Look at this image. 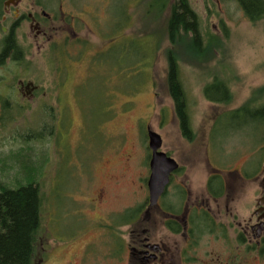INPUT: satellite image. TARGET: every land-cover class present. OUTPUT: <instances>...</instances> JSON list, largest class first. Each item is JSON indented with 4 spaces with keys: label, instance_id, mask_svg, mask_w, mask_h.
I'll return each mask as SVG.
<instances>
[{
    "label": "rangeland",
    "instance_id": "374dc122",
    "mask_svg": "<svg viewBox=\"0 0 264 264\" xmlns=\"http://www.w3.org/2000/svg\"><path fill=\"white\" fill-rule=\"evenodd\" d=\"M76 1L86 9L89 30L82 33L89 55L109 50L100 56L98 68L89 65L87 72L86 60L76 69L80 75L89 73V82L82 93L77 78L67 89L70 124L64 144L52 137L47 114L9 120L0 131V181L15 188L34 177L42 198L32 264L40 259L41 247L69 242L67 249L50 251L46 263L65 264L86 245H94L99 258L112 239L127 240L133 211L144 208L148 199V129L178 164L161 199L172 208L182 193L176 184L192 195L205 194L211 173L207 162L223 176L239 171L249 179L259 176L264 165V119L226 115L246 104L249 111L264 106V18L250 22L235 0H187L202 36L201 54L189 50L187 37L175 49L194 131V139L187 141L166 85L167 21L175 0ZM214 78L227 84L229 104L204 98L203 88ZM98 117L102 122L90 132L87 124ZM100 192L104 197L92 208L88 203ZM231 193L230 207L239 211L253 197L252 189L237 185ZM208 240L203 234L202 245Z\"/></svg>",
    "mask_w": 264,
    "mask_h": 264
},
{
    "label": "flooded vegetation",
    "instance_id": "af4514ba",
    "mask_svg": "<svg viewBox=\"0 0 264 264\" xmlns=\"http://www.w3.org/2000/svg\"><path fill=\"white\" fill-rule=\"evenodd\" d=\"M85 13L76 0H0V131L9 120L47 114L52 137L64 140L70 124L67 89L77 78L78 92L82 93L89 82V73L80 75L76 69L86 60L87 72L89 65L98 68L100 56L109 50L89 55V41L82 33L88 29ZM98 120L100 117L87 124L90 132L102 122ZM207 163L211 173L205 194L192 195L176 184L182 192L177 194L178 206L172 208L174 204L162 201L177 169L157 205L150 207L147 199L144 208L133 211L125 242L112 239L99 258L94 256L98 251L94 245H86L65 264H84L87 260L94 264H264V165L259 176L252 174L249 179L246 172L244 177L239 171L223 176L225 173ZM211 179L222 184L219 198L207 190ZM236 185L240 190H253L252 199L240 211L230 207L234 198H227L229 192L234 194L231 192ZM103 197L100 192L88 204L94 208ZM80 217H84L83 211ZM203 234L209 236L204 245ZM68 243L41 247L36 264H46L50 251L67 249ZM91 255L94 259H88Z\"/></svg>",
    "mask_w": 264,
    "mask_h": 264
},
{
    "label": "trees",
    "instance_id": "16d2710c",
    "mask_svg": "<svg viewBox=\"0 0 264 264\" xmlns=\"http://www.w3.org/2000/svg\"><path fill=\"white\" fill-rule=\"evenodd\" d=\"M235 1L250 22L254 23L264 18V0ZM167 34L171 45L166 52L167 90L179 132L185 140L192 141L194 131L175 52L181 42H186L183 39L186 37L189 38L186 43L189 50L195 54L202 52L199 21L187 0H175L171 5ZM213 81L204 86V98L214 104H229L232 97L227 84L218 78H214ZM250 107L246 104L227 112L226 115L238 118L248 114L255 119H264V106L249 111ZM34 181V177H31L15 188L0 181V264H32L42 206L41 194ZM207 190L214 198H219L223 194L220 180L211 179Z\"/></svg>",
    "mask_w": 264,
    "mask_h": 264
},
{
    "label": "water",
    "instance_id": "95a60500",
    "mask_svg": "<svg viewBox=\"0 0 264 264\" xmlns=\"http://www.w3.org/2000/svg\"><path fill=\"white\" fill-rule=\"evenodd\" d=\"M148 149L150 151L149 177L147 180L149 206L157 205L169 184L170 175L178 169V164L161 151V138L148 129Z\"/></svg>",
    "mask_w": 264,
    "mask_h": 264
}]
</instances>
